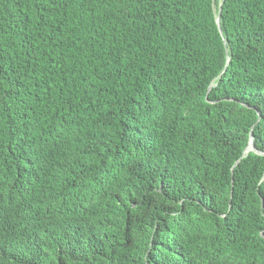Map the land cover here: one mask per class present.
<instances>
[{"label": "trees", "instance_id": "obj_1", "mask_svg": "<svg viewBox=\"0 0 264 264\" xmlns=\"http://www.w3.org/2000/svg\"><path fill=\"white\" fill-rule=\"evenodd\" d=\"M0 250L264 264V0H0Z\"/></svg>", "mask_w": 264, "mask_h": 264}, {"label": "clouds", "instance_id": "obj_2", "mask_svg": "<svg viewBox=\"0 0 264 264\" xmlns=\"http://www.w3.org/2000/svg\"><path fill=\"white\" fill-rule=\"evenodd\" d=\"M50 198H51L52 201L59 202V200H57L54 197H50ZM33 205H35L36 207L41 208L36 203H33ZM17 257H18V259H21V257H19V256H17ZM0 259H2V260H14V255H12V254H5L2 250H0Z\"/></svg>", "mask_w": 264, "mask_h": 264}, {"label": "water", "instance_id": "obj_3", "mask_svg": "<svg viewBox=\"0 0 264 264\" xmlns=\"http://www.w3.org/2000/svg\"><path fill=\"white\" fill-rule=\"evenodd\" d=\"M221 10H222V8H221V5H220V6H219V10H218L217 19H216V22H217V25H218L219 29H220L219 18H220ZM210 87H211V85L209 86V88H210ZM249 145H251V149H254V146H253V137H252L251 131H250V140H249V143H248L247 147H248ZM247 147L245 148V151H244V152H246Z\"/></svg>", "mask_w": 264, "mask_h": 264}, {"label": "bare ground", "instance_id": "obj_4", "mask_svg": "<svg viewBox=\"0 0 264 264\" xmlns=\"http://www.w3.org/2000/svg\"><path fill=\"white\" fill-rule=\"evenodd\" d=\"M250 150H252L251 149V145H249L248 147H247V149H246V152L245 153H247L248 151H250Z\"/></svg>", "mask_w": 264, "mask_h": 264}]
</instances>
